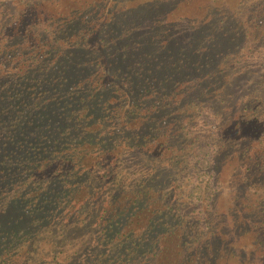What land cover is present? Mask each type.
Instances as JSON below:
<instances>
[{
	"label": "trees",
	"instance_id": "16d2710c",
	"mask_svg": "<svg viewBox=\"0 0 264 264\" xmlns=\"http://www.w3.org/2000/svg\"><path fill=\"white\" fill-rule=\"evenodd\" d=\"M139 1L0 0V264H264V0Z\"/></svg>",
	"mask_w": 264,
	"mask_h": 264
},
{
	"label": "rangeland",
	"instance_id": "374dc122",
	"mask_svg": "<svg viewBox=\"0 0 264 264\" xmlns=\"http://www.w3.org/2000/svg\"><path fill=\"white\" fill-rule=\"evenodd\" d=\"M145 0H140V2H144ZM186 1V0H184ZM253 0H245L244 2L247 3H251ZM254 1H258V0H254ZM196 3H198L197 0H195ZM214 2V1H213ZM177 3V2H176ZM178 4V3H177ZM210 9L206 12V21L207 22H211L213 23L214 19L219 17V20L222 18L220 15L221 13V8L224 9V6H228L229 2L228 0H220L218 3L212 4L209 3ZM218 8H220V11L217 12ZM192 8H186V10L183 11V14L185 17L182 18L181 14L179 13L174 14L172 19H168V14H166V10L163 11H158V15L156 16V18L163 24V25H167L168 27L166 28V31H169V33H173V34H183V33H191L192 31V24L195 21V18L193 17V15H190L193 11L191 10ZM159 12H161L159 14ZM188 12V13H187ZM190 12V13H189ZM178 16V17H177ZM218 21V20H217ZM169 22H172L173 25L172 27H170L168 24ZM219 22V21H218ZM198 24V23H195ZM228 25V23H226V26ZM215 30V27H213L208 31L210 33H212ZM158 32H163V30H157ZM248 48H250V46H248ZM253 50V49H252ZM255 53L257 57H259V50H256ZM252 66V71H257L259 73H263L264 72V64L263 63H259L256 61H252L251 63ZM238 78V77H237ZM238 82V80H237ZM237 82L235 84H237ZM203 122V121H202ZM208 124V123H207ZM207 124H203L201 123V125L197 126L195 129H193V132L196 131V133L199 134H203L205 131H208V129H211L210 127H208ZM221 195L220 193L218 194V196ZM216 197L213 202L216 203V205L218 207H221L222 204L224 203V199L223 196L222 197ZM185 210H190L191 212H200L201 210H205V206L203 205V203H201V201L195 200L194 204L189 205L187 208H185ZM145 219L143 218L142 222H144ZM63 259V256H62Z\"/></svg>",
	"mask_w": 264,
	"mask_h": 264
}]
</instances>
